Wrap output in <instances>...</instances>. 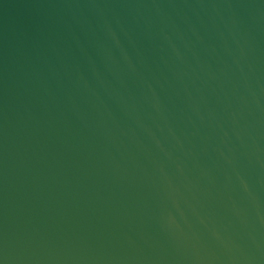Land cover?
<instances>
[{"label": "water", "instance_id": "95a60500", "mask_svg": "<svg viewBox=\"0 0 264 264\" xmlns=\"http://www.w3.org/2000/svg\"><path fill=\"white\" fill-rule=\"evenodd\" d=\"M0 264H264V0H0Z\"/></svg>", "mask_w": 264, "mask_h": 264}]
</instances>
